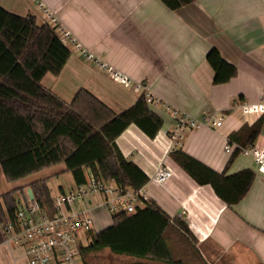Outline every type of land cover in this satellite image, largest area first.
I'll list each match as a JSON object with an SVG mask.
<instances>
[{
  "label": "crops",
  "instance_id": "crops-1",
  "mask_svg": "<svg viewBox=\"0 0 264 264\" xmlns=\"http://www.w3.org/2000/svg\"><path fill=\"white\" fill-rule=\"evenodd\" d=\"M43 1L83 48L147 83L163 102L196 117L224 115L219 127L203 124L188 130L179 145L185 152L222 171L230 156L225 151L230 135L260 117L263 124L255 142L264 146V113L245 114L240 107L264 102V0H194L178 9L163 0ZM0 4L21 15L35 14L39 23H51L34 0H0ZM66 44L79 57L71 50L63 71L44 84L47 74L44 86L67 101L87 88L117 112L140 96L86 60L73 42ZM213 48L237 68L226 82H214L215 69L208 60ZM66 70L68 78L61 85L59 78ZM150 106L163 118L155 137L131 123L116 142L150 178L142 188L143 200L156 201L188 225L190 241L176 228L169 229L179 243L172 248L176 257L186 264H264V172L251 156L240 153L227 173L251 168L255 179L239 202L228 204L211 184H199L171 157L169 131L174 118L165 103ZM162 165L173 174L158 182L154 174ZM92 214L96 230L113 221V214L102 207L95 206ZM0 264L29 263L23 247L10 249L0 241Z\"/></svg>",
  "mask_w": 264,
  "mask_h": 264
},
{
  "label": "trees",
  "instance_id": "trees-1",
  "mask_svg": "<svg viewBox=\"0 0 264 264\" xmlns=\"http://www.w3.org/2000/svg\"><path fill=\"white\" fill-rule=\"evenodd\" d=\"M178 9L194 0H163ZM71 56L57 25L39 23L35 14L21 15L0 4V166L7 180L13 181L44 168L64 163L76 184L90 175L99 180L139 190L149 181L148 174L127 158L116 139L131 123L148 136L155 137L163 118L151 109L144 94L128 108L117 112L87 88H80L71 101L43 85L48 74L59 75ZM215 69V83L228 81L237 68L225 60L217 48L208 53ZM263 118L233 132L229 141L240 146L254 144L261 132ZM241 153L233 148L225 168L217 171L178 147L171 157L199 184H211L228 204L239 202L249 191L255 172L244 168L228 174V168ZM44 208H50L54 196L47 178L0 193V226L16 221L21 201H27L26 188ZM112 223L87 233L88 245L80 244L86 254L109 248L112 252L134 256L132 264H186L176 257L167 239L174 227L188 238L190 230L180 217H171L154 200L137 204L133 212L112 215ZM5 233L0 229V241Z\"/></svg>",
  "mask_w": 264,
  "mask_h": 264
},
{
  "label": "built area",
  "instance_id": "built-area-1",
  "mask_svg": "<svg viewBox=\"0 0 264 264\" xmlns=\"http://www.w3.org/2000/svg\"><path fill=\"white\" fill-rule=\"evenodd\" d=\"M34 1L51 18V23L57 25L62 40L65 43L73 42L86 60L96 63L121 85L140 95L144 94L149 104L165 103L174 118V125L169 131L170 152L179 147L188 130L203 124L215 127L223 124V114L206 113L196 117L168 102H163L160 96L151 91L147 83L135 80L97 54L83 48L71 32L61 26L43 0ZM240 107L245 114L255 113L261 116L264 113V102L242 103ZM236 146L240 147L241 154L251 156L257 168L264 172V146L256 142L250 146H240L237 142L229 141L225 151L230 153ZM172 174L171 169L162 165L156 170L154 179L164 182ZM27 193V201L20 204L17 210L16 221L9 219L0 229L5 233L1 242L10 249L23 247L29 264H82L80 244L88 245L90 238L87 233L95 229L92 214L94 207H102L111 214L133 212L137 204L144 201L142 188L136 190L119 185L113 180H99L90 175L86 182L76 184L69 191H62L54 196V203L50 208H44L35 197L31 198L30 193ZM78 203L82 204L81 208Z\"/></svg>",
  "mask_w": 264,
  "mask_h": 264
},
{
  "label": "rangeland",
  "instance_id": "rangeland-1",
  "mask_svg": "<svg viewBox=\"0 0 264 264\" xmlns=\"http://www.w3.org/2000/svg\"><path fill=\"white\" fill-rule=\"evenodd\" d=\"M70 49L76 56L79 57V54L75 51L74 47L71 46ZM47 76L48 77L44 78L43 80L44 84H46L49 80H51L52 76H56V75L52 73H48ZM67 78H68V70L65 71L64 75L60 76L59 83L61 85L64 84ZM65 168L66 167L64 163H59L44 168L42 170H39L37 172H34L21 179L9 181L5 178L2 168L0 166V193L14 189L22 185L29 184L36 179L45 177L47 178V184L50 188L52 195L57 196L62 192V188L65 191H69L76 185L73 174L70 171L66 170ZM29 188L30 187H27L26 191H28ZM22 195L23 194L21 192H18L16 194V197L19 199V201H21V204L23 203ZM78 205H80L79 206L80 208L82 207L81 203L80 204L78 203ZM82 234L84 235V233ZM174 234L176 233L173 230H169L166 234L167 239L173 249H175L177 244L179 245V243L176 241L177 238L174 237ZM85 259L87 264H132L135 261V259L127 255L114 253L109 248H104L99 251L89 252L86 254ZM81 263L85 264L83 258H81Z\"/></svg>",
  "mask_w": 264,
  "mask_h": 264
},
{
  "label": "water",
  "instance_id": "water-1",
  "mask_svg": "<svg viewBox=\"0 0 264 264\" xmlns=\"http://www.w3.org/2000/svg\"><path fill=\"white\" fill-rule=\"evenodd\" d=\"M28 192L30 193V197H31V198H33V197H34V194H33V192H32V189H31V188H29V189H28Z\"/></svg>",
  "mask_w": 264,
  "mask_h": 264
}]
</instances>
